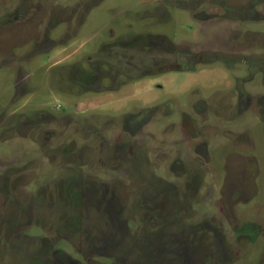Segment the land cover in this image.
I'll list each match as a JSON object with an SVG mask.
<instances>
[{
  "label": "rangeland",
  "instance_id": "1",
  "mask_svg": "<svg viewBox=\"0 0 264 264\" xmlns=\"http://www.w3.org/2000/svg\"><path fill=\"white\" fill-rule=\"evenodd\" d=\"M0 264H264V0H0Z\"/></svg>",
  "mask_w": 264,
  "mask_h": 264
}]
</instances>
